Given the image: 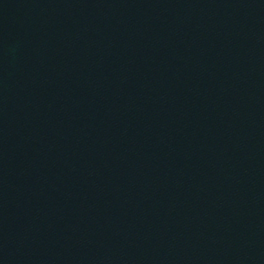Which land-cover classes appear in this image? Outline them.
Listing matches in <instances>:
<instances>
[{"label": "water", "instance_id": "1", "mask_svg": "<svg viewBox=\"0 0 264 264\" xmlns=\"http://www.w3.org/2000/svg\"><path fill=\"white\" fill-rule=\"evenodd\" d=\"M0 264H264V0H0Z\"/></svg>", "mask_w": 264, "mask_h": 264}]
</instances>
